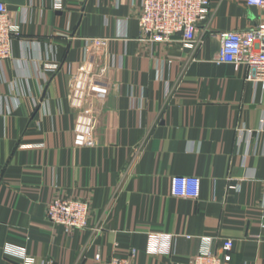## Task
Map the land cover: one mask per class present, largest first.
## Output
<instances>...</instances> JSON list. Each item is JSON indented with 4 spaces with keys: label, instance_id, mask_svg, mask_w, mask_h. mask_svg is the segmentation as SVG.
Masks as SVG:
<instances>
[{
    "label": "crops",
    "instance_id": "crops-1",
    "mask_svg": "<svg viewBox=\"0 0 264 264\" xmlns=\"http://www.w3.org/2000/svg\"><path fill=\"white\" fill-rule=\"evenodd\" d=\"M0 2L20 26L0 62V264H188L205 238L264 264V83L216 62L256 8L209 0L201 42L179 50L141 34L138 0ZM175 175L199 196L173 197ZM55 195L90 202L85 228L46 221Z\"/></svg>",
    "mask_w": 264,
    "mask_h": 264
},
{
    "label": "built area",
    "instance_id": "built-area-1",
    "mask_svg": "<svg viewBox=\"0 0 264 264\" xmlns=\"http://www.w3.org/2000/svg\"><path fill=\"white\" fill-rule=\"evenodd\" d=\"M138 1L137 26L150 42L176 44L179 50H194L199 45L201 41L197 38V27L209 17V0ZM246 4L257 10L255 25L246 31L220 34L216 62L244 67L248 80L264 83V0H246ZM19 34V23L9 17L5 4L0 2V62L11 58L13 43ZM169 192L173 197L196 199L200 193V178L172 176ZM258 206L261 227L264 229V190L259 197ZM90 208L87 200L55 195L45 206V218L50 225L61 226L66 232H71L87 226ZM232 247L233 241L224 239L219 251H214L211 240L205 238L201 250L188 264H229ZM134 255L135 250H131L128 256L113 255L102 261L97 251L94 259L100 264H130ZM21 259V264H35L34 257L27 252H22Z\"/></svg>",
    "mask_w": 264,
    "mask_h": 264
}]
</instances>
